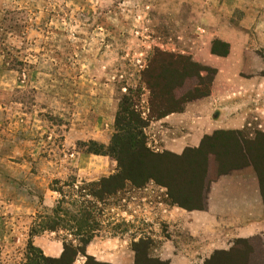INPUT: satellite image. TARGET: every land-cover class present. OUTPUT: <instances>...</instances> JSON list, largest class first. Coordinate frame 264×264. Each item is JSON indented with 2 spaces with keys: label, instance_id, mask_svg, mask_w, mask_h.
Masks as SVG:
<instances>
[{
  "label": "rangeland",
  "instance_id": "1",
  "mask_svg": "<svg viewBox=\"0 0 264 264\" xmlns=\"http://www.w3.org/2000/svg\"><path fill=\"white\" fill-rule=\"evenodd\" d=\"M154 48L214 69L209 95L227 99L237 75L264 77V0H0V264L23 261L37 215L54 206L62 221L32 237L37 247L73 238L66 212L93 211L95 241L115 236L126 243L110 257L126 261L132 241L143 238L148 257L170 264L163 255L165 203H158H170L163 187L126 186L103 203L89 195L91 183L114 173L116 163L88 153V142L108 143L118 100L126 87L141 85ZM246 96L248 103L264 99ZM147 97L143 88L144 113ZM147 145L163 151L148 135ZM186 240L187 249L198 250L186 254L191 264L214 254L211 245ZM225 247L238 251L233 260L264 264L258 236Z\"/></svg>",
  "mask_w": 264,
  "mask_h": 264
},
{
  "label": "trees",
  "instance_id": "2",
  "mask_svg": "<svg viewBox=\"0 0 264 264\" xmlns=\"http://www.w3.org/2000/svg\"><path fill=\"white\" fill-rule=\"evenodd\" d=\"M212 72L215 70L187 55L153 49L139 73L141 85L126 87L118 100L113 133L108 143L88 142V153L108 156L116 163L114 173L91 183L95 189L89 195L94 202L103 203L126 186L138 189L153 182L165 189L169 204L186 210H203L210 182L220 174L246 165L254 168L264 201V132L261 130L250 136H246L243 130H215L204 135L197 147H186L180 154L167 150L157 152L147 145L145 129L149 122L181 111L187 102L208 96L212 81L208 73ZM143 88L148 92L146 113L140 105ZM57 212L54 206L49 213L37 215L28 233L20 264H72L77 256L84 257L83 264H110L97 261L85 252L98 230L88 225L95 220L93 211L79 210L78 217L65 213V224L71 223L73 233L69 235L73 238H62L59 256L45 255L40 247L34 245L33 236L57 230L62 221ZM145 240L139 238L131 243V247L134 246V264H139L140 258L149 264H159L156 259L148 257ZM235 240L244 241L245 238ZM142 244L144 248L139 249ZM213 252L205 264H247L243 260L232 259L238 252L235 249Z\"/></svg>",
  "mask_w": 264,
  "mask_h": 264
},
{
  "label": "crops",
  "instance_id": "3",
  "mask_svg": "<svg viewBox=\"0 0 264 264\" xmlns=\"http://www.w3.org/2000/svg\"><path fill=\"white\" fill-rule=\"evenodd\" d=\"M234 81L235 90L230 94L226 92L227 99H218L211 92L207 97L187 102L181 111L150 121L145 129L146 135L154 141L157 149L180 154L186 147H197L204 135L215 130L256 127L264 132V99L255 103L246 101L247 92L264 95V77L255 76V79L247 81L237 75ZM205 200L203 210H186L158 202L161 205L165 203L162 211L169 233L163 242V255L170 264H191L193 259L186 254L198 250L186 248L187 238L211 245L209 251L225 249L227 244L238 238L258 236L264 243V201L258 176L251 165L218 175L210 182ZM124 244L115 236L97 241L92 239L85 252L97 261L134 264L133 250H130L126 261L110 257L112 251L115 255L124 252ZM40 248L45 255L57 257L62 244L49 243ZM83 261V256H77L72 264H83Z\"/></svg>",
  "mask_w": 264,
  "mask_h": 264
}]
</instances>
